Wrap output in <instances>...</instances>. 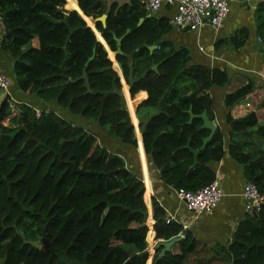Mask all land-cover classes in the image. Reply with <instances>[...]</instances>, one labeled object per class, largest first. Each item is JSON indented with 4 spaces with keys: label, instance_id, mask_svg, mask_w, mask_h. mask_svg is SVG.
<instances>
[{
    "label": "trees",
    "instance_id": "1",
    "mask_svg": "<svg viewBox=\"0 0 264 264\" xmlns=\"http://www.w3.org/2000/svg\"><path fill=\"white\" fill-rule=\"evenodd\" d=\"M96 4L97 0H79L64 13L68 10L64 0H0V25L10 31L5 34L4 28L0 34V48L14 60L11 86L15 92L11 91L53 103L42 108L34 102H11L0 89V264H64L42 241L52 249L66 250L70 259L81 260L85 254L89 264H124L146 249L143 182L122 156L74 121L76 116L92 120L108 127V135L122 144L136 146L121 79L112 66V62L120 65L128 84L130 53L133 78L157 64L156 70L149 69L129 91L126 85L123 91L133 107L130 96L139 90L147 94L136 115L144 152L161 180L175 189L194 191L213 180L207 164L224 154V133L219 127L200 149L209 130L201 127L198 115L206 111L213 118L206 91L212 85H225V70L191 63L187 49L162 42L170 27L168 18H156L135 0L112 4L105 25L94 23L102 36L96 31L97 37L113 52L114 37L129 29L121 39L122 53L108 58L91 28L89 16L98 15ZM76 10L86 15L91 27ZM61 65L67 78L60 75ZM83 70L90 91L82 78L76 79ZM247 89L226 94L225 104L233 105ZM192 92L197 93L191 101L183 98ZM190 105L196 116L187 123ZM225 119L232 134L228 153L243 165L247 181L264 193V148L247 154L238 141L240 132L257 126L256 114L233 118L227 112ZM258 131L264 141V126ZM193 149H198L196 155ZM152 209L156 239L168 240L183 232L184 237L158 259L155 254L151 264H264L262 211L245 212L231 239L209 249L166 216L155 200ZM24 239L41 245L37 248ZM145 259L127 264H144Z\"/></svg>",
    "mask_w": 264,
    "mask_h": 264
},
{
    "label": "crops",
    "instance_id": "2",
    "mask_svg": "<svg viewBox=\"0 0 264 264\" xmlns=\"http://www.w3.org/2000/svg\"><path fill=\"white\" fill-rule=\"evenodd\" d=\"M130 1L97 0L96 11L98 15L96 17L102 14L107 15V11L112 4L121 6L129 4ZM135 1L141 4L142 8L144 7L143 0ZM65 5L68 10L62 11L67 13L77 6V1L64 0L63 6ZM228 5V14L217 29L204 26L199 31H192L174 26L169 22V29L160 38L162 42L170 44L174 49H187L191 63L223 69L227 75L225 85H212L206 91L212 99L211 112L213 118L209 119L224 133V154L219 160L209 161L207 164L213 173L212 181L217 182L223 193L220 201L212 211L196 213L188 210L183 202L177 198L173 185L161 180L158 168L152 164L145 154L139 119L136 115L137 105L147 97L145 91L139 90L132 97L129 95L132 100H135L133 107V103L128 100L127 96H124L125 92L122 88L124 102L130 118L131 116L134 117V119L131 118V122L136 138L135 147L122 144L118 139L109 136L107 132L103 131L105 138H102L103 144L101 145L122 156L126 166L133 170L144 184L142 197L147 207L145 219L147 226V246L145 250L147 255L145 256L144 264H147L148 261L151 264L155 254H158L161 248L156 247V243L162 239H156L154 236L153 200L163 207L166 216L180 223L189 236L203 242L209 249L218 244H226L245 216V199L242 196V190L247 181V175L244 172L243 165L228 153L227 146L232 143V134L225 116L227 112L233 118L244 117L250 112L256 114L257 126L255 125L247 131L240 132L238 141L242 144L243 152L251 155H254L255 152L260 153L264 148V141L261 139L262 133L258 131L259 127L264 126V0H229ZM173 12L174 9L172 7L163 6L151 14L156 18L166 17L169 20ZM78 13L83 14L81 10ZM89 17L93 22V27L89 24L87 25L92 28L95 35L96 31L100 34L94 26L96 17ZM3 32L4 26L0 25V34ZM97 39L107 51L108 58L112 57L110 55L113 51L110 50L106 41L101 42L98 37ZM156 48L158 49V47ZM13 61V57L8 51L0 48V68L10 77L12 84L15 80ZM112 66L114 67L113 62ZM120 79L121 83L123 82L127 86L121 74ZM240 87H247L248 91L233 105L227 106L224 96ZM16 91L17 95L10 90L13 102H18L15 96L20 95L18 92L20 90ZM25 102H34L36 107H53L52 102L40 101L32 95ZM76 120L78 121V118L74 119V121ZM80 124L84 126V124ZM180 237L181 239L184 237V232L180 234Z\"/></svg>",
    "mask_w": 264,
    "mask_h": 264
},
{
    "label": "built area",
    "instance_id": "3",
    "mask_svg": "<svg viewBox=\"0 0 264 264\" xmlns=\"http://www.w3.org/2000/svg\"><path fill=\"white\" fill-rule=\"evenodd\" d=\"M229 0H143L144 8L149 12H156L161 7H172L173 14L169 22L177 27L192 31H199L208 26L217 29L229 11ZM10 77L0 68V89L10 96ZM12 99V97L10 96ZM13 101V100H12ZM36 113L39 109L36 108ZM177 198L185 207L196 213L210 212L218 204L223 193L216 181H211L198 189H175ZM242 196L245 199L244 211L264 212V193L252 181H246ZM170 218V217H169Z\"/></svg>",
    "mask_w": 264,
    "mask_h": 264
},
{
    "label": "water",
    "instance_id": "4",
    "mask_svg": "<svg viewBox=\"0 0 264 264\" xmlns=\"http://www.w3.org/2000/svg\"><path fill=\"white\" fill-rule=\"evenodd\" d=\"M77 1V4H78V1L79 0H76ZM106 17L107 15L106 14H102L98 17L95 18V21H100L102 23V25L104 26L105 25V20H106ZM2 20H4V17H2ZM66 23V21H65ZM5 31L6 32H10L9 30H7V27L5 26ZM73 31V28H71L69 30V33H71ZM129 29H126L125 33L120 36V37H114L115 39V42H116V50L114 51V55L116 54H121L122 53V50H121V46H120V43H121V39L122 37L128 33ZM155 48V45H151L149 46V49H154ZM137 50V49H136ZM131 53L127 55L128 57V66H129V74H128V89L132 86V84L137 81L138 79L142 78L146 73L147 71L150 69V70H156L157 69V64H153L152 66H150V68H147L145 69V71L138 77V78H133L132 76V67H131ZM91 58V57H90ZM60 68L62 69V73L60 74L62 77L64 78H67L64 74V69L62 68V65L60 66ZM79 78H82L84 80V86L87 88L88 91H90V87H89V83H88V79H87V76H86V73H85V70H83L81 76H79L78 78L76 79H79ZM75 79V80H76ZM74 81V80H73ZM197 92H192L190 94H187V95H184L183 98L184 99H187L189 101L192 100V98L194 97V95L196 94ZM127 108V107H126ZM187 112L189 113V118H188V121L187 123H190L192 121V119L196 116V114H193L192 113V110H191V105L189 106ZM199 117L202 118V124H201V127L202 128H205V129H208L209 130V133L207 136H205L203 138V142H202V145L200 147L203 148L207 142L210 140V138L212 137V135L214 134V131L216 129V125L215 123L210 120L206 114V111H203L201 114L198 115ZM187 147H189V144L187 143L186 144ZM198 152V149H193V153L194 155H196ZM20 235H22L21 233H19ZM181 237L180 235L178 236H175V237H172L168 240H158L157 243H156V247H161L159 252H158V255H157V259L162 256L166 251H168L171 247V245L173 243H175L176 241L180 240ZM24 243H29L37 248L40 247L41 243L40 242H37V241H31V240H26L24 239L23 241ZM42 243H44V245L46 246L47 249H50L51 251H53L56 256H57V261H60L64 264H89L86 260V255L84 254L82 259L81 260H78V259H70L68 258L67 256V253H66V250H57V249H52L51 245H48L47 243H45V241H42ZM147 255V251L144 250L143 252H141L140 254H136V255H133L127 262H125L124 264H127L128 262H132L133 259L135 258H140L142 256H146Z\"/></svg>",
    "mask_w": 264,
    "mask_h": 264
},
{
    "label": "rangeland",
    "instance_id": "5",
    "mask_svg": "<svg viewBox=\"0 0 264 264\" xmlns=\"http://www.w3.org/2000/svg\"><path fill=\"white\" fill-rule=\"evenodd\" d=\"M72 10V9H71ZM78 12V11H77ZM80 16L85 20V17H84V15L82 14V13H80ZM85 22L87 23V21L85 20ZM88 24V23H87ZM112 61V60H111ZM117 72H118V74H119V76H120V74H121V76H122V72H121V68H120V65L118 64L117 66H114L113 67ZM122 78H123V76H122ZM126 84V83H125ZM123 86H125L124 85V83L122 82V88H123ZM11 89H14V87H11L10 88V90ZM14 92H15V89H14ZM19 92V96H15V99H17L18 100V102H25V101H27L26 99H27V97H29L28 95L29 94H25V93H23V92H21V91H18ZM17 95V94H16ZM30 98V97H29ZM11 102H13L12 100H11ZM28 103V102H27ZM60 109H57V111H58V113L59 114H64L65 115V113H62V112H60L59 111ZM66 117V116H65ZM68 118H71V116H68ZM76 118H78V121L76 122V123H82V124H84V126L83 127H85L86 129H88L89 131H93L96 135H97V137H99V142H100V144H103V140H102V138H105L104 136L105 135H103L104 134V132L106 133V131H108V127H104V128H102V127H100V126H98V125H96L95 123H94V121H90L89 119L87 120V119H85V118H82V117H75L74 119H76ZM131 118L132 119H134V117H132L131 116ZM80 121V122H79ZM104 131V132H103ZM132 155V154H131Z\"/></svg>",
    "mask_w": 264,
    "mask_h": 264
},
{
    "label": "bare ground",
    "instance_id": "6",
    "mask_svg": "<svg viewBox=\"0 0 264 264\" xmlns=\"http://www.w3.org/2000/svg\"><path fill=\"white\" fill-rule=\"evenodd\" d=\"M72 1L74 2V1H76V0H72ZM64 7L66 8L67 6L65 5ZM91 21H92V20H91ZM110 56H112V57L114 56L113 52L111 53Z\"/></svg>",
    "mask_w": 264,
    "mask_h": 264
}]
</instances>
